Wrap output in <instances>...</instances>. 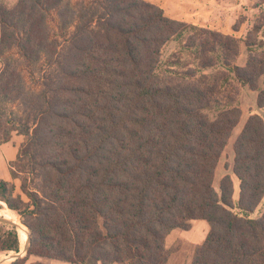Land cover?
Listing matches in <instances>:
<instances>
[{
	"label": "trees",
	"instance_id": "trees-1",
	"mask_svg": "<svg viewBox=\"0 0 264 264\" xmlns=\"http://www.w3.org/2000/svg\"><path fill=\"white\" fill-rule=\"evenodd\" d=\"M54 13L63 42L52 38ZM248 29L240 32L244 26ZM184 23L144 0H0V144L23 137L0 203L29 231V256L71 264H166L167 234L203 220L190 264H264V119L248 116L231 175L214 172L241 110L236 84L264 111V21L228 32L193 25L197 70L156 72ZM247 50L236 64L239 45ZM15 51V58L6 56ZM220 64L213 74L202 71ZM39 73L37 90L22 70ZM199 73V74H198ZM263 208L257 217L256 209ZM15 226L0 254L18 253ZM41 264V263H38Z\"/></svg>",
	"mask_w": 264,
	"mask_h": 264
},
{
	"label": "rangeland",
	"instance_id": "rangeland-1",
	"mask_svg": "<svg viewBox=\"0 0 264 264\" xmlns=\"http://www.w3.org/2000/svg\"><path fill=\"white\" fill-rule=\"evenodd\" d=\"M66 1L69 2L72 7H75L79 3L87 2L91 0H66ZM144 1L152 3L158 6L159 8H161L167 17L173 20L179 21V22H183L185 24L184 25L185 29L182 35L178 37H174L173 39L169 40L162 47L160 51L159 64L156 70V72L160 75L166 74V73H171V74L179 73L180 75H182L183 72H186L188 70H197V59H196L195 49L184 45L185 37L191 33V29L189 28L190 24L208 25L210 28H213L216 31L228 32L231 26L236 25L237 22L241 20L246 21L247 25L254 23V22H259L262 19L264 21V0L244 1L241 8L233 6L232 4L233 2H229L230 0L228 1L214 0V2L216 1L218 3V7H216L217 9H215L214 12L217 14V16H220L221 18L226 19L227 23L225 24L224 23L216 24L212 22L198 23L196 21L195 15H191L188 12V10L191 11V9H195L196 13H203L202 12V7H203L202 0H187V1L185 0L184 1L183 0H144ZM2 2L7 8L12 7V6L10 7L8 6L10 4L9 0H2ZM186 20H190V22H187ZM47 22L49 26L50 36L52 38L58 39L59 42L62 43L63 38L61 37V35L64 34V31L60 32V30L58 29V18L56 17V15L52 13L48 17ZM228 24H232V25L227 26ZM245 25L246 24H244V26L240 29L241 33L242 32L245 33V31L248 29V27H246ZM263 32H264V29H263ZM261 38L264 44V36H262ZM246 55H247V50L245 46L243 44H240L239 45V55L236 59V64L238 66L244 65ZM6 56L15 58V51L14 50L9 51L6 54ZM219 70H222V67L220 66V64H216L215 66L205 69L202 72L205 74H213ZM22 71H23L22 72L23 78H24L27 88H29L30 90H37L39 87V73L37 71H33V73H31L30 71L26 69H23ZM236 87L238 89V95L236 97V100L241 110V116H240L238 124L236 125V127L233 129L231 133V136L227 142V145L225 146L220 156L219 162L215 168L214 180H213V187L217 190L220 179L224 175H227V174L230 175L234 182V197H236V194H237V182L235 178L231 175V167H232V159H233L232 144L249 115H251L252 113H256L261 118L264 119V111L258 110L255 106L256 92H252L247 87H242L237 84H236ZM13 134H16V133H13ZM13 140H16L15 137H13ZM8 170H9V166H8ZM7 182L12 184L13 186V189H14L13 196L19 195L20 198L25 202L26 198L20 192V189H19L20 180L9 178V181ZM262 208L263 206L260 205L252 216L257 217L259 213L261 212ZM4 209L10 210L7 208L6 204L2 202L0 203V210H4ZM11 212L17 219V222L21 223L18 215L14 211H11ZM6 221H7L6 223H0V228H2L3 230H6L9 224L12 223L9 220H6ZM23 227L26 228L24 225ZM27 230L28 229L26 228L25 232H27ZM16 231H17V228H16ZM21 244H20L18 253L6 252V253L0 254V264H11L17 258H20V259L23 258V256H25V251H24L25 242L23 243L21 242ZM13 256H17V257L13 260L9 258Z\"/></svg>",
	"mask_w": 264,
	"mask_h": 264
},
{
	"label": "crops",
	"instance_id": "crops-1",
	"mask_svg": "<svg viewBox=\"0 0 264 264\" xmlns=\"http://www.w3.org/2000/svg\"><path fill=\"white\" fill-rule=\"evenodd\" d=\"M10 4L13 6L16 0H9ZM184 1V0H183ZM187 1V0H185ZM228 1V0H226ZM244 1L248 0H230L233 2V6L242 7ZM203 13H196L195 9L188 10L191 15H195L196 21L198 23H216V24H225L227 23L226 19L217 16L214 12L218 3L214 0H202ZM190 22V20H186ZM234 22V21H233ZM183 23V22H182ZM232 24H228L230 26ZM1 67V65H0ZM253 92V91H252ZM15 137L16 140H13ZM23 137L17 134H11L10 140L6 143L0 144V180L9 181L10 174L8 170L9 163L14 161L17 150ZM208 232V225L203 220H193L190 222V226L187 230L174 229L171 230L164 240V247L169 251V256L166 264H190L194 249L196 246L202 243L206 234ZM11 259V258H10ZM13 260V259H12ZM71 264L65 263L56 260H49L35 256H29L23 264Z\"/></svg>",
	"mask_w": 264,
	"mask_h": 264
},
{
	"label": "bare ground",
	"instance_id": "bare-ground-1",
	"mask_svg": "<svg viewBox=\"0 0 264 264\" xmlns=\"http://www.w3.org/2000/svg\"><path fill=\"white\" fill-rule=\"evenodd\" d=\"M6 208V207H5ZM14 213V212H13ZM0 218L9 220L10 222H12L13 224H15L17 226V231H18V235H19V240L23 243L26 242V232L25 229L23 227V225L19 222H17V219L15 218V216L12 214V212L10 210H0ZM20 242V244H21ZM22 245V244H21Z\"/></svg>",
	"mask_w": 264,
	"mask_h": 264
},
{
	"label": "water",
	"instance_id": "water-1",
	"mask_svg": "<svg viewBox=\"0 0 264 264\" xmlns=\"http://www.w3.org/2000/svg\"><path fill=\"white\" fill-rule=\"evenodd\" d=\"M6 222H7V221H6L5 219L0 218V223H6ZM9 225H11V226H15V228H17L16 225L13 224V223H10ZM28 235H29V231L27 230V232H26V236H27V238H26V242H25V246H24V251H25V253H26L27 248H28V245H29V237H28ZM16 257H17V256H13V257H9V258H11V259H15Z\"/></svg>",
	"mask_w": 264,
	"mask_h": 264
}]
</instances>
